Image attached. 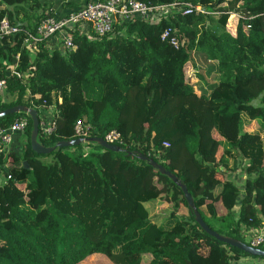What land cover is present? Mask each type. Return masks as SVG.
<instances>
[{"label":"trees","instance_id":"1","mask_svg":"<svg viewBox=\"0 0 264 264\" xmlns=\"http://www.w3.org/2000/svg\"><path fill=\"white\" fill-rule=\"evenodd\" d=\"M88 1L95 0L61 6L74 11ZM134 1L166 8L153 10L155 21L115 20L100 35L76 24L67 30L69 50L48 49L44 39L27 46L22 31L0 36V110L24 104L38 120L47 110L55 121L49 136L36 138L53 150L36 154L29 116L0 117L2 129L19 116L27 120L21 152L0 150V264H80L94 253L114 264L251 257L202 231L179 187L137 154L173 173L218 234L249 245L247 233L264 227V141L258 130L244 129L252 120L264 128V0ZM181 2L204 12L183 14ZM51 6L52 0H0V19L38 36L40 19L55 16ZM193 55L216 76L208 92L194 90L186 75ZM15 56L24 83L5 76ZM76 120L88 125L87 138L114 130L124 144L117 152L88 141L58 149L57 142L74 139ZM187 136L196 139L191 150ZM155 200L162 203L156 211Z\"/></svg>","mask_w":264,"mask_h":264},{"label":"built area","instance_id":"2","mask_svg":"<svg viewBox=\"0 0 264 264\" xmlns=\"http://www.w3.org/2000/svg\"><path fill=\"white\" fill-rule=\"evenodd\" d=\"M170 6H173L172 4ZM165 6L150 7L134 0H95L88 1L78 9L71 11L61 16H45L41 18L37 26L38 36H32L27 31L18 28L15 25H9L3 18L0 19V36L10 35L22 31L26 37L24 43L27 46H33L35 42L41 39H48L55 34H59L60 46L63 49L69 50L72 46L71 35L67 30H72V26L76 24H82L86 30L91 28L96 34H104L110 30L112 23L115 20L128 21L132 18H139L144 21H155L158 17H154L153 10L159 9L161 12L165 10ZM178 8L183 14L190 13L195 10L203 13V9L200 6H191L188 3L181 2L178 4ZM152 14V16H151ZM168 36V29H165L161 35V38ZM169 43L173 46L176 45L174 37H169ZM17 57H14V61L5 70V76L15 77L25 82V75L16 70ZM5 86V78L0 76V93ZM29 97L28 91L21 96V100L25 101ZM16 98V93L13 94L12 99ZM27 120L25 116H19L12 124L7 128H0V150H6V146L11 142L12 136L16 133H23ZM55 128V121L52 115L47 110L40 111V117L38 120V132L41 137L49 136ZM88 125L84 124L82 120H76L73 125L74 139L87 138ZM102 139L108 144L121 145L124 144L117 131L107 132ZM163 146H167L166 142L162 143ZM246 239L249 245L257 247L264 243V227H261L257 231L247 233Z\"/></svg>","mask_w":264,"mask_h":264},{"label":"water","instance_id":"3","mask_svg":"<svg viewBox=\"0 0 264 264\" xmlns=\"http://www.w3.org/2000/svg\"><path fill=\"white\" fill-rule=\"evenodd\" d=\"M17 112L26 113L30 118V121H31V129L29 132L30 149L36 154H48L49 152H51L53 150V147L44 146V145L40 144L36 139L37 133H38V118L36 115V111L33 108H28L24 104H16V105H13L9 108H5L3 110H0V117L5 116V115H9V114H13V113H17ZM87 141L93 142V143L97 144L98 146H100L104 149L113 151V152H117L120 150L118 145L108 144L100 137H91V138H84V139L75 138V139L69 140L67 142L59 141V142H57L56 147L59 149L61 147L77 145V144H80L81 142H87ZM137 157L141 160H145L149 166H151L152 168H155L160 174H164L165 176L170 178V180L172 182H174L179 187L187 207L193 213V219H194L195 223L199 226V228L202 231H204L206 234H208L209 236L215 238L216 240H218L222 243H225L229 246H232L234 248L239 249L240 251L246 253L249 256H253V257L257 256V257L264 258V249H260L257 247H253L251 245H247L244 242H241L235 238L218 234L215 230L211 229L202 220L198 211L195 210L192 198H191L190 194L187 192V189L184 186V184L182 182H180L179 180H177L176 176L173 173H170L168 170H165L162 165L156 163L152 159L146 158L145 156H143L141 154H137ZM22 164H23V166H25L27 168L25 161H23Z\"/></svg>","mask_w":264,"mask_h":264},{"label":"rangeland","instance_id":"4","mask_svg":"<svg viewBox=\"0 0 264 264\" xmlns=\"http://www.w3.org/2000/svg\"><path fill=\"white\" fill-rule=\"evenodd\" d=\"M152 14L154 15V12H152ZM152 14H151V16H152ZM154 17H156V16L154 15ZM227 26L229 28V31H231L232 30L231 19L227 20ZM206 68H207V65L203 64L196 56L193 55L191 57L189 65L186 68V75L190 76L191 83L193 84L194 90L208 92L209 91L208 85L216 82V80H217L216 76L213 73L208 72L206 70ZM197 74H199L202 77L198 78ZM258 127L259 126L256 123V121H254V122L252 121L251 125H246V127H244V129L258 130V132L260 133L261 131H259ZM262 129H264V128H262ZM261 135H262V139L264 141V131L261 132ZM83 143H85V142H81L80 144H83ZM83 150H85V148ZM231 176L237 184H241L242 177H240L236 174H233ZM3 180H4V174L2 171H0V182H2ZM160 204H162V203H161V201H158V200L157 201L155 200L151 203V205L154 208V211H156L160 207ZM250 258H252V256ZM80 264H114V263H112L110 260H108L103 255L94 253V254L86 257L83 261H81Z\"/></svg>","mask_w":264,"mask_h":264},{"label":"crops","instance_id":"5","mask_svg":"<svg viewBox=\"0 0 264 264\" xmlns=\"http://www.w3.org/2000/svg\"><path fill=\"white\" fill-rule=\"evenodd\" d=\"M51 9L53 10L55 16H61L63 14H67V13L72 11L71 9L62 8L61 0H52ZM78 30L82 33H85L87 31L85 26L82 24L78 27ZM59 40H60L59 34H55L54 36L46 39L45 40L46 48H48V49L58 48L60 46ZM252 121L254 122V120H252ZM252 121L248 125H251ZM245 130H248V129H245ZM260 131L263 132L264 129H261ZM261 132H260V136L262 137ZM23 139H24L23 133L22 134H20V133L14 134L12 136L11 142L6 146V151H14L17 154H19L21 152V144L23 142ZM195 141H196V139L194 137H191V136H187L185 138V143H186L189 150L192 149V147L195 144ZM2 182H0V184ZM213 204H214V208H215L217 216L224 214V209H223L219 199L216 200ZM255 231H257V230H255ZM231 264H264V260L259 259V258H250V257L245 256V257H239L237 260L233 261Z\"/></svg>","mask_w":264,"mask_h":264}]
</instances>
